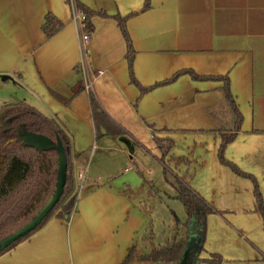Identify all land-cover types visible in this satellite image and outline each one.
Masks as SVG:
<instances>
[{
  "label": "crops",
  "instance_id": "obj_1",
  "mask_svg": "<svg viewBox=\"0 0 264 264\" xmlns=\"http://www.w3.org/2000/svg\"><path fill=\"white\" fill-rule=\"evenodd\" d=\"M78 1L125 18L139 85L114 18H91L89 63L103 74L88 92L67 0H0V88L11 89L3 106L24 101L59 121L72 139L75 174L86 175L69 219L53 216L0 264H124L132 248L127 264H155L138 256L186 240L181 264L194 236L189 264H215L205 261L213 256L219 264H264L253 183L219 160L222 135L235 129L224 82L186 73L160 84L188 69L229 78L242 122L224 156L256 178L264 203V0H149L146 8V0ZM48 14L62 24L51 37L43 30ZM91 93L114 123L96 124ZM156 137L170 139L164 156ZM176 179L215 208L204 238L199 218L183 225Z\"/></svg>",
  "mask_w": 264,
  "mask_h": 264
},
{
  "label": "trees",
  "instance_id": "obj_2",
  "mask_svg": "<svg viewBox=\"0 0 264 264\" xmlns=\"http://www.w3.org/2000/svg\"><path fill=\"white\" fill-rule=\"evenodd\" d=\"M145 3L146 8L149 6V0H146ZM76 4L78 9L85 14L87 30L91 33L94 29L91 18L95 14L104 17H112L118 22L127 41L128 52L126 56L129 63L131 79L134 83L139 85L133 74L134 51L132 49L129 34L126 30L125 18L118 14L111 16L105 12L97 13L78 0ZM61 26L62 24L58 23L53 15L48 14L43 25V30L48 37H51ZM186 73L190 74L195 79H217L224 82V95L235 117V131L233 130L230 133L222 135L218 152L219 160L237 175L244 176L252 181L256 205L264 217L263 197L256 178L243 172L236 164L229 161L224 156L226 146L235 139L237 134L236 130L240 129V124L242 122L241 112L231 93L229 78L227 76L198 75L194 71L188 69L179 71L171 79L163 81L160 84H168L181 74ZM90 101L96 124L99 125L105 122L112 124L113 121H111L105 113L100 112L99 103L92 93L90 95ZM116 131L123 133V131L118 128ZM26 132L41 134L51 139L53 142L57 143L60 141L62 143L67 158V178L59 202L38 227L11 245L6 246L0 251V256L38 232L53 216L68 220L78 201L79 184L73 166V144L71 136L65 127L56 119L44 116L37 109L24 101L18 100L3 106L0 108V242L35 217L40 209L52 197L57 184L59 169L57 150L47 149L41 151L34 147L27 146L23 140V136ZM155 139L163 148V156L166 155L172 144L163 146V142H170V139L158 137ZM174 186L177 191V198L187 210L188 220L183 225L188 228L193 218H199L202 222L199 232H201L204 238L206 216L214 212L215 208L183 180L176 179ZM185 246L186 240H176L171 244L141 254L138 258L141 261L155 264H175L180 260ZM136 252V248H132L124 264L129 263L134 258ZM200 260L201 259L197 258L192 264H197ZM220 260V257L213 256L211 259H206L205 261L219 264Z\"/></svg>",
  "mask_w": 264,
  "mask_h": 264
},
{
  "label": "water",
  "instance_id": "obj_3",
  "mask_svg": "<svg viewBox=\"0 0 264 264\" xmlns=\"http://www.w3.org/2000/svg\"><path fill=\"white\" fill-rule=\"evenodd\" d=\"M23 140L27 146L34 147L37 150H41V151L47 149L57 150L58 163H59L57 184L54 194L49 199V201L40 209V211L35 215V217L32 220H30L26 225H24L14 233L10 234L0 242V251L3 250L6 246L11 245L15 241L24 237L29 232H31L32 230L38 227V225L43 221V219L59 202L67 178V167H68L67 158L63 145L60 141L56 143L44 135L31 133V132H26L23 136ZM195 237L196 236H194V238L190 237L189 242L190 243L192 242V245L190 243L187 244L188 254H191V250L189 249V247L193 246V244L196 242ZM187 252L183 255L181 264H189V260L187 259L188 258Z\"/></svg>",
  "mask_w": 264,
  "mask_h": 264
},
{
  "label": "built area",
  "instance_id": "obj_4",
  "mask_svg": "<svg viewBox=\"0 0 264 264\" xmlns=\"http://www.w3.org/2000/svg\"><path fill=\"white\" fill-rule=\"evenodd\" d=\"M67 2L71 7L73 21L77 24L79 30L80 60L77 69L81 75L84 89L90 92L93 89L95 80L103 74V71H94L89 63L91 32L87 30L85 14L78 9L77 0H68ZM85 177L86 175L82 171L76 174V178L80 183L84 182Z\"/></svg>",
  "mask_w": 264,
  "mask_h": 264
},
{
  "label": "rangeland",
  "instance_id": "obj_5",
  "mask_svg": "<svg viewBox=\"0 0 264 264\" xmlns=\"http://www.w3.org/2000/svg\"><path fill=\"white\" fill-rule=\"evenodd\" d=\"M8 93H11V89H9V90L7 91V90H4V89H1V88H0V108H1L4 104L10 102V101H8V100H6V101L4 102L3 99H1V97L6 96V94H8ZM144 172H145V171H144ZM147 177H150V175L147 174Z\"/></svg>",
  "mask_w": 264,
  "mask_h": 264
}]
</instances>
